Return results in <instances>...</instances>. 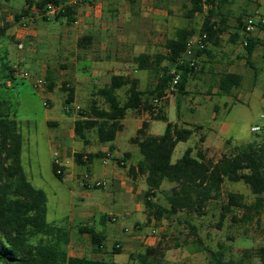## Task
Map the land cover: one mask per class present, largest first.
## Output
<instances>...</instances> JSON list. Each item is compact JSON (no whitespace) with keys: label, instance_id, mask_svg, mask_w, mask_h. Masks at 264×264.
Masks as SVG:
<instances>
[{"label":"rangeland","instance_id":"1","mask_svg":"<svg viewBox=\"0 0 264 264\" xmlns=\"http://www.w3.org/2000/svg\"><path fill=\"white\" fill-rule=\"evenodd\" d=\"M28 1L0 0V16L5 20L10 17L16 19V15L25 16L24 9ZM37 1L33 0L34 4ZM102 1L106 2L104 6L100 5ZM254 1L233 0V3L228 6L229 11L227 12L225 9L224 12L230 17L243 14L245 15L244 19L248 16L256 18L257 15L252 10L256 4ZM96 4L100 9L96 12L94 8H91L93 9L91 10L92 15L84 17L79 25L68 22L66 18L31 22L29 29L34 31L36 36L25 39V49L31 48L32 56H36L37 59L48 60L49 64L44 68L35 65L36 62L34 61V64L22 62L20 66L34 72L45 69L48 76L52 74L57 77L62 85L70 82V79L61 76L60 73L67 70L71 74L73 71V66L66 63L68 58L78 56L80 61L93 57L105 59V56L110 52L111 54L115 53L122 60L128 58L129 63H132V58L144 51H149L151 54L153 52V54L165 53L166 41L175 38L179 29L192 27L198 33L207 16L206 7L203 14L196 15L193 19L186 18L185 14L190 7V0H97ZM216 22L219 23L220 18H217ZM84 35L93 38V44L88 51L80 50L77 46L78 41ZM64 38L70 40L67 45L66 57L63 56L65 54L63 51L49 52L55 45L61 48V42ZM193 39L197 41V35ZM104 45L107 46L106 49ZM149 45H153L155 48L147 50ZM8 57L9 64L16 60L12 52ZM3 63H6L4 50L0 49V100L11 103L12 118L17 121L19 133L22 135L21 163L24 172L29 182L35 188L44 191L47 196L48 223L69 231L70 242L66 247L68 256L87 257L92 260L119 264H143L147 250L155 248V251L150 254L148 264H213L212 251L217 252L224 261L235 260L242 264H262L257 255V250L264 244V216L261 224H258L256 219L250 223L235 222L233 214L228 215L223 222L221 221L222 206L226 202L225 195L227 193L243 194L248 204L255 201V196L250 188L243 182L226 181L223 187L224 196L218 201L208 203L204 216L185 211L161 221L155 219L148 221L147 210L144 206L146 198L142 194L135 201L132 216L125 217V215L111 213L113 215H108L104 223H101L95 216L83 219L77 207L78 198L82 196L84 191L83 187L100 191H105V188H88L86 185L75 187L71 182L60 180L55 175L53 170L54 154L49 143V133L54 129L49 126L46 118L47 115H52L62 122L69 120L70 116L67 114H75L79 118L81 111L89 106V102L86 101V104H82L80 109L73 107V109L66 110L65 108L64 110L62 102L66 100L67 94L63 89L52 84L50 80L43 91L37 90L32 81L20 77L11 79L14 86L12 88L7 87ZM200 68L201 66L198 67V70ZM262 75L264 76V72ZM261 78L255 87L252 86L254 87L252 89H248L251 87L248 82L241 86L243 100L235 102L232 112L230 114L226 112L224 116L225 119L228 117L227 120L231 122H248L243 126L241 133H239L238 142L233 143L234 145H247L252 142L264 144V77ZM156 81V75L148 72L141 78L140 88L147 92L153 88ZM169 91L176 100L178 97L177 89L174 88V90L170 89ZM43 92L45 94L56 93L53 101L49 97H45ZM119 95L120 100L124 102L127 99L126 89H122ZM145 97L154 102L152 96L146 95ZM169 100L162 98L160 103H153L155 111L158 112L165 104L164 114L169 122H177L179 115L184 118L192 117L187 109L186 98L182 100L180 109L174 100L168 105ZM44 102L48 103V108H53L47 109ZM100 105L107 108L103 100H101ZM144 114L146 112L129 110L126 120L127 122H135L141 119ZM149 117L151 120L150 115ZM205 119H210L208 114ZM127 122L124 134L128 137L134 136L135 128ZM154 122L155 131L158 128L159 133L163 135L167 123L161 120ZM257 125L262 128V131L252 133L251 127ZM191 144L192 140L189 144L180 143L174 152L173 162L180 159L185 149ZM104 145L108 144L98 143L97 146L102 147ZM234 145L228 147L227 153L230 154L233 151ZM74 146L78 150L88 148L81 140L74 141ZM129 146L137 150V146L130 143ZM95 148L96 146L91 147V149ZM137 154L142 157L139 151ZM221 157L222 154H215L210 158L218 161ZM74 166L78 174L90 173L86 171L85 167ZM174 186L175 184L165 181L153 201L163 207H169L168 197ZM235 215L238 219L243 218L241 211L236 210ZM190 224L197 226L198 235L192 234ZM82 225H96L98 230L105 231L107 239L105 251L102 254H95L92 251L89 237L87 235L82 236L78 232L79 226ZM198 238L201 242H198ZM48 241H57V238L54 237L49 240L44 236H38L32 239V243L35 245L48 243ZM116 247L121 249V254H115ZM247 250H250L248 255Z\"/></svg>","mask_w":264,"mask_h":264},{"label":"trees","instance_id":"2","mask_svg":"<svg viewBox=\"0 0 264 264\" xmlns=\"http://www.w3.org/2000/svg\"><path fill=\"white\" fill-rule=\"evenodd\" d=\"M48 2L59 3V0H39L36 5L43 7ZM28 3L24 14H28L33 6L31 1ZM231 3L232 0H190V7L185 14L188 19L203 14L207 7V16L199 31L200 43L204 47L198 44L190 48L195 30L179 29L175 38L166 41V54L141 53L133 59L139 70L158 73V82L154 88L144 92L139 89L138 79L123 75L113 76L109 84L94 92L93 97L96 99L81 111L80 117L75 121L76 136L85 140L87 132L96 131L98 141L102 144L114 142L118 133L124 130L123 121L129 110H144L150 114L152 120L167 123L163 135H150L149 123L144 122L136 136L130 140L131 144L139 148L143 157L137 166L130 167L129 175L133 179L141 175L146 176L149 188L144 196L148 221H161L185 211L204 216L208 203L218 201L224 196V183L229 181L247 185L255 196V201L248 204L243 194L227 193L226 202L222 206L221 221L233 214L235 222L250 223L256 219L258 224H261L264 216V144L252 142L235 146L230 154H224L218 161L208 158L201 149L194 155L193 148H188L180 159L173 162L177 145L187 142L193 130L169 122L163 111L156 112L155 107L144 100L146 95L156 99L166 97L173 82V70L180 76L176 85L177 93L184 94L195 69L190 65V60H183L184 56L190 51L194 57L200 58L210 54L206 46H220L221 34L228 22V15L224 11ZM74 14L72 8H67L55 19L66 18L72 23L75 21ZM21 17L22 15H16V21H20ZM217 18H220L219 23L216 22ZM239 27L243 32L244 21L241 19ZM9 29L10 25L0 16V44ZM88 43L89 39L82 38L79 47L86 48ZM257 43L252 37L248 38V45L244 47L248 57L254 53ZM165 62L171 67H165ZM5 69V72L13 74L7 64ZM47 80L49 81L48 78ZM242 80L239 74L226 73L221 77L219 86L224 94H228L232 89L239 87ZM126 87L127 99L122 102L119 91ZM63 91L67 94L66 105L73 104L74 89L65 85ZM99 99L104 101L107 108L100 105ZM12 115L11 103L0 100V264H119L68 256L66 247L70 242L69 231L47 221V196L27 179L21 163L22 135ZM85 157L88 163H92L94 159L103 157V154H76L77 164H85ZM57 169L58 166L54 164L55 175L63 180L64 175L58 174ZM165 181L175 184L168 197L169 207H163L153 201ZM236 210L243 212V218H237ZM189 227L193 235H198L197 226L190 224ZM78 232L89 237L95 254L105 251V231L98 230L95 226L82 225L79 226ZM38 236L49 240L56 237L57 241L35 245L32 239ZM198 242H201L200 238ZM115 250V254H121L120 248L116 247ZM154 251L155 248L147 250L143 264H148L150 254ZM246 253L248 255L250 250ZM211 255L213 264H242L235 260L224 261L217 252L212 251ZM257 255L264 264V244L257 250Z\"/></svg>","mask_w":264,"mask_h":264},{"label":"crops","instance_id":"3","mask_svg":"<svg viewBox=\"0 0 264 264\" xmlns=\"http://www.w3.org/2000/svg\"><path fill=\"white\" fill-rule=\"evenodd\" d=\"M29 1L32 2L33 6L36 5L34 4L35 2H33V0ZM64 1L65 0H59V2ZM254 2L256 4H254L255 6L252 10H254V13L257 15L256 18L264 19V0H255ZM96 3L97 0H89V4L82 5L78 9L74 10V25H79L83 21L84 17L86 18L91 16V10H93L91 8H94V10L97 12L100 7ZM101 4L104 6L106 2L102 1V3L100 2V5ZM28 6L29 3L27 2L26 7ZM226 9L228 12V6ZM243 11H245V9H243ZM227 15L229 16L228 22L223 33L221 34L222 41L220 46H206V48L210 50V54L204 55L200 58L194 57L192 53L189 52L186 54V56H184L183 60L187 59L190 60V63H195L194 73L189 79V83L184 94L177 93L178 97L175 100L169 93V90L171 89L170 87V89L167 91L166 97H164L170 99L168 105L174 100L179 109L181 107L182 100L184 98L187 99V109L192 114V117L184 118L179 115L178 121L171 123H177L181 128L193 130L191 138L187 142H182L189 144L192 140V144L189 145L185 151L188 148H193V154L196 155L197 150L201 149L204 151V153H206L208 158L215 154H222V156L224 154H229L227 153L229 149L228 147L230 145H234L233 143L238 142L239 133H241L243 126H245L248 122H231L227 120L228 117L225 119L224 116L226 112L229 114L232 112L235 102H241L243 100V89L240 90V88L245 82H248L251 86L248 89H252L259 82L260 77H264L262 75L264 72V26L260 27L252 34V39L256 40L258 43L252 56L248 57L242 45L244 36L241 31V27H239V19L244 21L245 15L240 14L236 17H230L229 14ZM4 22L10 25V29L6 38L0 44V49L4 50V59L6 60V63H3L2 66L5 73L4 77L7 79L6 85L7 87L12 88L14 83L11 82V79H15V77L13 74H11V72H5V64H7L9 68L13 70V67L16 64H21L22 62L34 64L35 61V65H40L45 68L49 64V61L45 59H37L36 56H32L31 48L26 50L25 44L24 49L20 50L18 48V44L20 42L23 41L24 43L26 38L36 36L34 31H31L30 29L28 31L23 30L20 23L18 25V22L20 21L17 22L16 19L11 17L6 20L4 19ZM195 35H197L199 40V32L195 33ZM82 38L89 39V43L86 48L79 47V42L82 40ZM82 38L78 41L77 46L80 50L88 51L91 49L93 44V38L89 35H84ZM192 39L190 48L198 45V40L194 41V39ZM69 41L70 40L64 38L61 42V48L55 45L49 50V52L56 53L57 51H63L65 52L63 56L66 57V54L68 53L67 45ZM104 47L105 49L107 48L105 45ZM150 48H155V46H147V50ZM11 52L13 53V56L16 58V60L9 64L10 62L8 56ZM142 53L151 54L149 51H144ZM161 54H166V50L165 53L161 52ZM136 56H134L132 59H134ZM66 63L73 66V71L71 74L67 70L62 71L60 75L70 79V82L63 83L61 85V82L57 77L53 76L52 74H49L48 76V73H46L47 78L57 88L63 89L66 85L69 88H73L75 91L74 103L69 105L71 108H68L69 106L66 105V100H63L62 103L64 110L65 108L66 110L73 109V106L82 107V104H86V101H88L90 105L92 100L96 99L93 97L94 92L109 84L111 78L116 75H123L138 79L139 89L144 91L140 88V80L149 72L139 70L133 60L132 63H129L128 58H123L122 60L116 56L115 53L111 54L110 52L105 56V59H97L93 57L89 58L88 60L84 59L80 61L77 56L66 59ZM164 66L171 67L170 64L166 62L164 63ZM199 66H201L200 70H198ZM239 68L241 69L239 70ZM152 73L156 75L158 80V73ZM226 73L239 74L243 78L241 85L232 89L228 94H224L219 86L221 77ZM157 82L158 81H156L153 88L156 86ZM125 89L127 90L128 88L126 87ZM244 89L247 88L244 87ZM55 95L56 93H48L45 94V97H49V99L53 101V97ZM152 97L154 102L147 99L146 97H144V100L148 101L152 105H154L153 103H155V100H158L157 103H160L161 99H156L154 96ZM100 102L101 100L99 99V103ZM45 107L47 109L53 108H48V106ZM165 107V104L162 105V108L158 110V112L163 111L164 113ZM138 112L142 113L145 111L141 110ZM148 114L149 113L146 112V114H144L141 119L136 120L135 122H127L126 116L124 120L125 122L123 121L124 130L118 133L114 142L105 143L108 145H104L102 147L97 146L100 142L98 141L96 131L87 132L85 140L76 136L75 121L77 120V117L75 114H67L70 116V118L66 122L59 121L52 115H47V123L54 129L49 133V143L54 154L53 166L55 164L56 156H58L64 169L63 180L71 182L75 187H83L84 183H82V178L84 173L78 174L74 166L78 165L76 162V154H103V157L94 159L92 163H88L85 157V164L78 165L85 167L86 171L90 172V180L86 182V186H88V188H90L89 186L95 181H103L106 183L105 191L85 189L83 187L84 191L82 192V196L78 198L77 206L79 214L83 219L95 216V218H98L101 223H104L106 217H108V215L111 213H117L118 215H125V217H128L132 214L135 201L142 194L144 196V193L148 190L149 187L146 181V176L141 175L136 179H133L129 175L130 167L137 166V164L143 159V157H139L137 154V151H139L138 147L136 150L135 148L129 146V143L131 144V138L136 136L137 131L142 128L144 122L149 123L148 134L161 135L158 128L156 129L157 131H155V122L152 119L150 120V114ZM207 114L208 118H210L208 120L205 119ZM221 114L222 117H220ZM126 122L134 126V136L128 137L124 134V131L126 130ZM252 128L253 127H251L250 131L252 133H256L252 131ZM76 140L83 141L84 145L88 148L82 150L76 149L74 146V141ZM92 146H96V148L91 149ZM235 146L240 145L235 144L234 147ZM85 235L86 234H83L82 236Z\"/></svg>","mask_w":264,"mask_h":264},{"label":"built area","instance_id":"4","mask_svg":"<svg viewBox=\"0 0 264 264\" xmlns=\"http://www.w3.org/2000/svg\"><path fill=\"white\" fill-rule=\"evenodd\" d=\"M89 4V0H65L64 2L54 3V2H48L43 7H38L37 5L32 6L29 10V13L23 16V18L20 20L21 28L25 31L29 30V24L31 22H35L38 20H52L57 17H59L67 8H72L73 10L78 9L80 6ZM264 26V19L263 18H254L251 16H248L244 19V29H243V47L248 45V38L252 36L254 32H256L260 27ZM191 44V42H190ZM198 44L203 48L204 45L200 43V39L198 40ZM18 48L20 50L24 49V43L20 42L18 44ZM189 53H192L189 51ZM190 65L193 67L195 65L194 62H191ZM172 74L174 75L173 82L171 85V90H174L176 88V85L178 84L180 80V76L178 73L175 72V70L172 71ZM13 76L15 78L20 77L24 80H30L33 82L34 87L39 90L43 91L44 87L47 85V74L45 70H39L37 72L24 69L20 66V64H16L13 67ZM155 102H158V100H155ZM45 106H48V103H44ZM75 107V106H73ZM68 108H71L70 106ZM76 109H80L79 106L75 107ZM262 128L260 126H256L252 128L253 132H260ZM87 160V158H86ZM55 164L58 166L57 173L60 175H64V169L62 162L58 156H56ZM85 175L82 178V183L86 185V182L90 180L89 174L84 173ZM90 188L95 189H104L106 188V183L103 181H95L90 186Z\"/></svg>","mask_w":264,"mask_h":264}]
</instances>
